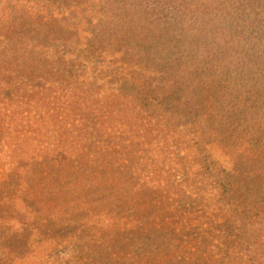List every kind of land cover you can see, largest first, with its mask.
Listing matches in <instances>:
<instances>
[{
    "label": "rangeland",
    "instance_id": "1",
    "mask_svg": "<svg viewBox=\"0 0 264 264\" xmlns=\"http://www.w3.org/2000/svg\"><path fill=\"white\" fill-rule=\"evenodd\" d=\"M104 4L0 0V47L35 51L60 70L56 84L17 85L16 96H26L7 101L13 110L26 106L17 112L30 111V129L41 141L30 142L29 148L40 153V160L46 149L59 154L66 170L76 161L90 162L96 168L87 173L105 177L103 183L109 186L104 203L83 193L79 200L63 198L60 204L59 191L50 184H57L60 165L54 173L30 170L17 182L13 166L0 154V264H264V214L254 222L248 219L264 211V147L218 122L229 115L239 95L226 91L232 94L229 98L206 80L194 101L201 106L198 120V104L187 116L164 108L148 111L145 105L142 110V86L136 89L125 64L118 67L123 54L101 68L97 54L91 53ZM46 73L40 71L36 78L43 80ZM88 81L104 83L108 98L127 112L116 110L105 121L106 128L97 124L106 130L101 140L79 136L71 122L85 117L86 108L62 109L65 96L75 97L79 86L86 90ZM148 121L150 126L141 127ZM35 144L43 151L35 150ZM132 149L136 152L126 155ZM115 150L124 154L110 155ZM104 168L107 174L102 176ZM9 190L15 201H40L6 207L12 200ZM150 193L156 194L153 202L147 198Z\"/></svg>",
    "mask_w": 264,
    "mask_h": 264
},
{
    "label": "trees",
    "instance_id": "2",
    "mask_svg": "<svg viewBox=\"0 0 264 264\" xmlns=\"http://www.w3.org/2000/svg\"><path fill=\"white\" fill-rule=\"evenodd\" d=\"M101 10L104 14L94 26L91 53L97 54L96 64L101 68L110 58H116L119 52L123 54L118 67L126 65L134 75L132 83L138 86L136 89L142 86L138 91L142 110L146 107L154 112L164 108L172 115L187 116L198 104L195 113L198 120L202 111L200 103H194L195 97L202 89L201 84L209 80L211 89L217 85V90L239 95V102L229 106V115L219 119L220 127L228 129L230 124L243 138L249 135L257 147H264V0H105ZM23 24L25 20H22ZM51 66L53 64L40 59L35 51L0 47V154L13 166L17 182L24 179V174L30 170L42 173L47 168L48 172L54 173L60 165L57 172H60V177L56 174L59 178L57 184L50 182L59 191L60 204L64 203L63 198L79 200L83 193L94 201L104 203L109 189L108 184L103 183L105 177L96 179L97 174L87 173L96 165L76 161V165L66 170L65 159L59 154L51 155L47 149L43 153L45 159L40 160V153L35 154L29 148L30 142L41 141L30 129L29 109L17 112L18 107L26 106H17L13 110L9 107L11 102H7L26 96H16L14 87L17 85L27 86L34 82L56 84L60 79V70ZM137 69L141 71L137 72ZM40 71L47 72L49 76L37 79ZM236 79L244 83L237 84ZM88 82L90 87L85 90V87L79 86L81 89L75 97L65 96L62 109L77 112L86 108L85 117L73 118L71 122L79 136L85 133L83 136L86 139L94 137V141L95 138L101 140L106 130L102 131L97 124L105 127V121L116 110L120 114L127 112L123 108L117 109L114 98H108L104 83ZM50 89L58 90L53 86ZM91 89H95L96 93H91ZM226 93L229 98L232 97V94ZM221 109L218 107V110ZM234 111L239 114L235 115ZM70 117L71 114L66 115V122ZM151 122L142 123L141 127L150 126ZM122 149L128 151L124 146ZM135 152L132 149L126 155ZM123 154L121 150H115L110 155ZM102 157L103 168L106 155ZM78 164L80 168L75 173L73 169ZM62 171L72 178L66 177V174L63 176ZM106 172L104 168L102 176ZM8 193L12 199L14 194L11 191ZM155 197V193H150L147 198L153 202ZM35 201L40 200L12 199L6 207L10 204L11 207L33 206ZM255 213L248 219L254 222L264 211ZM4 216L7 217L6 214Z\"/></svg>",
    "mask_w": 264,
    "mask_h": 264
}]
</instances>
